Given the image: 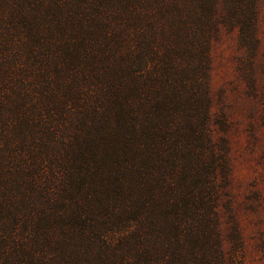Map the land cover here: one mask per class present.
<instances>
[{
	"label": "trees",
	"instance_id": "16d2710c",
	"mask_svg": "<svg viewBox=\"0 0 264 264\" xmlns=\"http://www.w3.org/2000/svg\"><path fill=\"white\" fill-rule=\"evenodd\" d=\"M259 17L260 0H0V54L21 59L16 43L37 40L55 56L26 75L30 65L20 60L24 78L0 82V150L13 124L12 95L42 127L46 151L53 147L60 119L81 101L71 85H58L70 81L78 57L74 41L85 39L84 48L98 38L138 40L127 52L136 83L126 84L122 101L111 102L118 101L114 93L108 104L89 106L84 131L63 141L66 150L57 153L54 167L45 154L33 167L21 166L30 208L6 214L0 264H50L54 251L60 264H82L92 251L107 250L118 232L125 238L118 264H226L218 204L230 165L226 139L216 142L212 134L211 46L223 24L238 28L254 56ZM152 66L169 76L166 83L144 79ZM177 71L184 74L171 83L169 72ZM50 98L59 115L51 108L41 112ZM2 156L1 163L7 153Z\"/></svg>",
	"mask_w": 264,
	"mask_h": 264
},
{
	"label": "rangeland",
	"instance_id": "374dc122",
	"mask_svg": "<svg viewBox=\"0 0 264 264\" xmlns=\"http://www.w3.org/2000/svg\"><path fill=\"white\" fill-rule=\"evenodd\" d=\"M258 35L259 43L254 56L239 38L238 28H229L223 24L211 46L209 87L212 134L216 142L226 139L230 165L229 180L220 189L218 204L226 264H264V0H260ZM134 39L112 38L106 41L98 38L91 41L93 45L86 43L84 48L81 42L84 43L85 39L74 41V52L78 57L71 70L70 81L58 85L63 89L62 85H71L70 90L79 93L76 96L81 101L69 118L60 119L56 130L59 137L56 140L46 134L47 140L56 141L47 151L49 144L44 140L42 127L26 116L29 107L21 106L20 98L15 95L8 98L13 124L8 128V136L0 150V153H7L5 162L1 163L4 155L0 159V231L2 227L3 230L5 228L6 214L10 209L17 208L18 213L22 208H30V186L21 166L33 167L45 154L49 159L48 165L54 167L59 162L56 160L57 153L66 150L62 145L63 141L69 144L72 139L75 140L78 130L84 131L82 122L88 120L85 117L89 114V106L108 104V97L114 93H118V101L111 102L122 101L126 84L135 82L129 65L127 66V52L130 51L132 42L137 44L138 41H133ZM90 40H87L88 43ZM76 45L81 50H87L80 51ZM40 46L43 45L37 40H21L15 46L23 52L21 59L10 51L0 54V82L19 83L20 78H24L20 60L30 65L25 75L32 69L46 67V59L50 60L47 56L54 55L51 52L48 55ZM45 48L48 49V46ZM34 60L38 62L30 64ZM162 74L158 66H152L144 72V79L148 83H166L169 76ZM169 74L173 79L171 83H176L180 79L179 75L184 73L177 71ZM83 86L91 89L95 87L96 93L89 90L84 95L80 92V87ZM108 86L117 87L119 91L105 93L108 92ZM70 97H73L72 94ZM99 99L100 102L92 105ZM53 101V98L43 101L40 104V107L43 106L41 112L49 113L47 109L51 108L59 115ZM46 128L47 125H44L45 132ZM22 142L27 143L26 147ZM7 163L8 168L4 169L3 166ZM31 172L32 170L27 173ZM59 185L58 177L55 186ZM94 222L96 226H100ZM235 225L237 233L234 231ZM42 237L44 239V234ZM124 240V236L118 232L111 237L107 250L92 251L87 260H81L82 264H118L123 257ZM39 242L43 243L40 239ZM12 251L18 255L15 249ZM59 256L60 252L54 251L50 264H60Z\"/></svg>",
	"mask_w": 264,
	"mask_h": 264
}]
</instances>
